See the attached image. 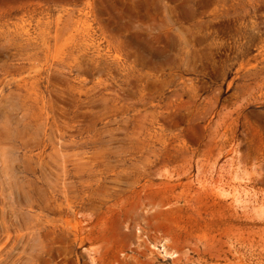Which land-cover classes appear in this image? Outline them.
I'll list each match as a JSON object with an SVG mask.
<instances>
[{
  "label": "rangeland",
  "instance_id": "obj_1",
  "mask_svg": "<svg viewBox=\"0 0 264 264\" xmlns=\"http://www.w3.org/2000/svg\"><path fill=\"white\" fill-rule=\"evenodd\" d=\"M0 264H264V0H0Z\"/></svg>",
  "mask_w": 264,
  "mask_h": 264
}]
</instances>
